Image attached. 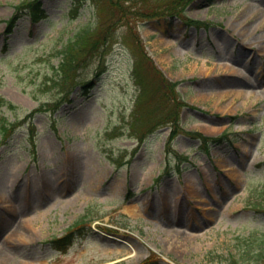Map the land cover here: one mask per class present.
<instances>
[{"label": "rangeland", "instance_id": "374dc122", "mask_svg": "<svg viewBox=\"0 0 264 264\" xmlns=\"http://www.w3.org/2000/svg\"><path fill=\"white\" fill-rule=\"evenodd\" d=\"M29 1L0 0V264H264V0Z\"/></svg>", "mask_w": 264, "mask_h": 264}, {"label": "trees", "instance_id": "16d2710c", "mask_svg": "<svg viewBox=\"0 0 264 264\" xmlns=\"http://www.w3.org/2000/svg\"><path fill=\"white\" fill-rule=\"evenodd\" d=\"M39 2L38 0L36 1H29L27 2L26 4H23V5H19L17 8L19 9L20 7L21 8H24V9H29V16H30V19L32 21H36L38 20L39 18L43 17L44 16V13L42 11V9L39 7ZM31 8V9H30ZM16 20V15L14 14L13 17H11L10 19H8L7 21V32H9L11 30V27H12V24H14ZM187 24H199V23H202L198 20H195V19H192V18H186L184 19ZM88 32L87 30H84V32L82 33H79L76 35V38L74 39L75 42H81L83 41L84 39V34ZM89 48H91L89 46ZM70 49V51H69ZM72 50V46H66V48L64 49V52L65 54H68V52L70 53ZM88 50V48L86 49ZM75 67V65H69V67L65 70L63 67H62V64H61V70H63V72L65 73L63 78H66V72H68L69 70L73 69ZM160 74V73H159ZM140 79L142 80V77H140ZM164 80V78H163ZM74 84H75V81H74ZM145 92H148V91H143ZM55 105H58L59 102H57V100L54 102ZM6 107L8 109H14L16 107V105L14 103H12L11 101L7 100L5 97H3L2 95H0V108L2 107ZM43 109V105L40 104L38 107H36L34 109V111H29L26 116H31L32 115V112H35V111H38V110H41ZM20 122L17 120V121H14V122H11V121H8V119L1 115L0 116V139L2 141V143H7V140L8 138L13 134V132L15 131L16 129V126L19 124ZM174 125H176L178 122L174 119L173 121ZM171 137L174 135V132H175V129L171 128ZM33 130L30 129L29 133V139L32 141L33 143V134H32ZM193 135H196L202 142V146L204 149L207 148V146L210 144V143H213V142H218L220 141V137H209V136H205V135H202L200 134L199 132H193L192 133ZM170 137V139H171ZM170 143L171 141H169V143L166 144V147L170 146ZM186 158V157H184ZM80 222H75V225L77 226ZM69 238V236L67 235L66 237L64 238H58L56 239V244L57 246L61 245L62 243L64 244V240L66 238ZM249 239L247 240L246 242V245H247V248L245 249V253L248 252V255L249 257L245 258V260H249L251 259V257H253L255 259L256 262H261V263H264V234L263 235H260V236H255V237H248ZM253 253H252V251ZM234 263H238V260H233ZM143 264H157V262L155 260H145L143 262Z\"/></svg>", "mask_w": 264, "mask_h": 264}, {"label": "bare ground", "instance_id": "6f19581e", "mask_svg": "<svg viewBox=\"0 0 264 264\" xmlns=\"http://www.w3.org/2000/svg\"><path fill=\"white\" fill-rule=\"evenodd\" d=\"M205 63V62H204ZM223 64H227V63H223ZM242 91H237V93H240L241 94ZM244 92V91H243ZM243 94H245L247 97L250 95L252 96L253 98H256L258 96L257 92L255 91H245Z\"/></svg>", "mask_w": 264, "mask_h": 264}]
</instances>
